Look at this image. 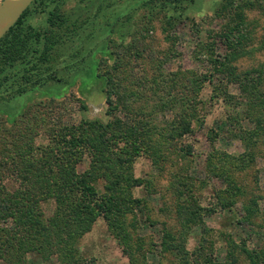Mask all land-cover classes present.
<instances>
[{"label": "rangeland", "instance_id": "1", "mask_svg": "<svg viewBox=\"0 0 264 264\" xmlns=\"http://www.w3.org/2000/svg\"><path fill=\"white\" fill-rule=\"evenodd\" d=\"M221 1L186 2L181 11L188 19L176 23L171 30V33L176 34L174 43L166 39L162 22L155 20L154 28L148 31L149 37L146 38L148 45L140 54L141 61L130 65L128 71L125 69V79L119 82L117 90L125 96L124 100L132 114L144 111L145 114L141 112L139 118L150 130L152 146V152L138 155L129 168L133 178L143 181L142 185L130 189L132 197L142 199V203L135 210L136 220L131 232L133 241L126 250V246L112 235L104 219L98 217L90 229L75 242L73 253L69 255V260L73 264H184V260L181 259L182 252L178 254L176 251L163 250L164 238L167 244L173 237L172 243L184 244L179 242V236L185 237L184 249L188 252L199 248V245L204 248L196 260L193 261L192 257H189L190 264H202L201 257L205 252L207 254L213 252L216 258H223L227 247L234 244H236L233 248L235 251L232 252L234 256L231 257V254L228 256V259L234 257L233 264H251L242 248L249 251L253 247L258 251L264 250V140H261L264 136H259L258 142L249 148L252 154L245 158L246 164L238 161V157L234 156H239L247 150L246 145L232 134L225 133L226 126L220 119L225 115L226 107L221 102H208L212 89L209 83L205 84L196 99L198 101L201 98L200 104L208 102L205 109L201 110L205 113L204 121L199 124L192 120L193 132L177 135L180 130H177V121L181 120L183 113L193 109L190 103L192 98L188 100L181 85L186 79L185 76L181 74L173 77L169 72L176 67L181 71L205 72L209 66L207 61L209 54L214 58L223 59L225 45L218 36H213L212 41L209 40V36L215 35L224 25L225 18L216 10ZM123 2L124 0H117L109 8L104 9L103 13L99 12L96 15L101 0H89L87 3H83L82 0H66L63 9L71 15V20L78 18L81 21L88 16L86 22L82 21L83 25L95 26L97 29L94 38L83 41L88 53L83 51L81 55L69 61L71 50L63 52L60 59L62 62L60 61L58 68L67 61L69 63L81 61L77 69L60 68L58 75H61L64 81L48 82L0 103V134L4 133L0 140V187L15 198L16 203L21 202V206L25 204L26 194L22 190L20 180L14 176L15 168L8 167L6 165L8 163L5 162L8 157L2 155V152H7L6 142L10 139L6 132L14 129L19 117L25 114H29V117L37 121H44L41 126L46 130L54 125L67 126L81 119L108 121L104 88L107 84L106 75L104 76L101 68L97 66L100 57L104 58L107 65H111L112 53L115 59L118 54L124 62L128 59L129 53L118 46L121 30L108 33L105 28V22L109 21L110 24L114 22L116 25L118 15L125 13L126 4ZM235 2L240 5L244 36L241 39L242 54L231 63L232 67L240 74L248 73L254 77L258 75V78L263 75V79L261 78L262 82L257 84L259 96L240 91L239 84L235 82L230 83L228 92L246 103V108L250 110L252 116H260L264 121V13L261 11L264 0ZM36 4L37 2L28 8L29 11L23 18L24 24L34 28L44 27L47 10L52 5L46 7L44 12H38L35 9ZM194 23L197 24L198 31H194L195 28L192 26ZM146 26L145 13L142 9H136L130 27L137 29ZM100 29H103L101 32L104 33L98 32ZM132 40L133 35H128L122 43L131 44ZM113 41L118 42L116 47L113 46ZM209 42L213 45L212 52L206 51ZM90 47H94V53L89 52ZM83 55L84 58H81ZM128 88L132 91L129 92L131 93L129 96ZM39 103L42 104V108L37 111L34 105ZM82 104L86 105L85 109L80 107ZM122 118H125V115ZM239 122L242 128L253 127V123L248 119L241 118ZM37 128L41 131L38 133L42 137L34 139V142L46 141L47 135L40 126ZM187 146L192 147L191 155L184 154ZM222 160L224 162H221ZM72 167L76 174L92 172L91 162L86 157L74 163ZM217 170H220L223 178L216 174ZM186 173L192 178V191L195 195L200 194V198L197 199L199 205L190 204L187 193L183 190L187 188L181 186L182 181H187ZM32 178L27 194L30 198L39 200L37 196L39 190L45 189L44 183L34 176ZM227 182L234 184L237 189L234 194L236 201L233 210L206 214L204 208L209 199L213 198L214 186L223 188ZM91 185L102 193L108 183L103 176L97 175L92 179ZM22 191L25 195H21ZM4 192L3 194L2 190L0 192L1 202L5 201ZM56 205V199L52 195L40 200L37 210L45 223L52 218ZM196 206L203 209L202 222L192 224V216L188 211L189 209L198 211ZM7 209L9 207L6 203L0 204V211L6 212ZM129 219L132 222L134 218ZM168 232L172 237H167ZM202 238L203 241L200 242ZM25 262L67 264L58 253L42 254L34 250L26 253ZM16 263L17 259L11 253L0 257V264Z\"/></svg>", "mask_w": 264, "mask_h": 264}, {"label": "trees", "instance_id": "2", "mask_svg": "<svg viewBox=\"0 0 264 264\" xmlns=\"http://www.w3.org/2000/svg\"><path fill=\"white\" fill-rule=\"evenodd\" d=\"M82 1L87 3L89 0ZM116 1L101 0L96 15L99 12L103 13L104 9L109 8ZM191 1L194 0H124L125 13L118 15L116 25L114 22L112 24L109 21L105 22L108 33L121 30L118 36L119 45L118 42L113 41V46L118 45L123 48L124 52L129 53L126 62L119 54L115 59L112 53L110 58L113 63L111 65H107L104 58L98 59L97 67L101 68L104 76L106 75L107 84L104 88L107 122L99 119H81L67 126L54 125L46 130L41 126L44 121H37L29 117V114H25L19 117L14 129L6 132L10 139L6 142L8 150L5 153L2 152V155L8 157L5 161L8 164H5L15 168L14 176L21 182L26 201H24L25 204L23 203L24 207L21 206V202L16 203V199L0 187V192L2 190V194L5 193V201H0V204L6 203L9 207L8 211L6 210L7 213L0 211V257L11 253L17 259L16 264H26V253L34 250L42 254L58 253L60 258L67 261V264H73L69 260V255L73 253L75 242L90 229L98 217L104 219L112 235L119 243L126 246V250L131 246L133 241L131 232L135 225L134 220H136L135 210L142 203V199L132 197L130 189L142 185L143 181L133 178L129 168L138 155L152 152V146L150 130L148 126L141 123L139 118L144 111L140 110L132 114L128 109V103L124 100L125 96H122L117 88L119 82L125 79V69L128 71L130 65L141 61L140 54L148 45L146 38L149 37L148 31L154 28V21L162 22L164 26L162 30L166 33V39L174 43L176 34L171 33V30L176 23L188 19L181 10L186 2ZM36 2L35 9L38 12H44L46 7L52 5L47 10L44 27L34 28L24 24L23 18L29 11L28 8ZM65 3L66 0H32L20 18L0 38V103L9 101L38 86L46 85L48 82L64 81L63 77L58 75L60 68L77 69L81 61L79 60V63L74 61L69 63V61L81 55L83 51L88 53L83 41L94 38V32L97 29L95 26L83 25L82 21L86 22L88 16L82 18L81 21L78 18L71 20V15L63 9ZM239 8L240 5L235 0H222L216 9L225 18L224 25L215 35L211 34L209 40L212 41L213 36H218L225 45L226 52L223 59L214 58L212 54H209L207 57L209 66L205 72L181 71L179 67L178 69L176 67L169 73L173 74V77L181 74L185 76L186 79L181 85L188 100L192 98L190 103L193 109L183 113L181 120L177 121V130L180 129L177 135L193 132L192 120H196L199 124L204 121L205 113L201 110L205 109L208 102H221L226 107L225 115L220 119L226 126L225 133H230L234 138L240 139L247 148L242 154L234 157H238V161L246 164L245 158L252 154L249 148L258 142L259 136H264V121L260 116H252L249 113L250 110L246 108V103L229 94L228 86L231 82H235L239 84L240 91L255 93L259 96L260 91H257L259 90L257 84L262 82L263 75L258 78V75L254 77L248 73L240 74L235 67H232L231 63L242 54L240 49L241 39L244 36V21ZM261 8L264 13V5ZM136 9H142L145 13L146 28L132 29L130 27L133 12ZM192 26L195 28L194 31H198L196 23ZM101 30L103 29L98 32ZM128 35H133L132 43L123 45L122 40ZM207 45L206 51L212 52V42ZM93 49L94 47H90L89 52L94 53L95 49ZM68 50H71L69 61L58 68L63 52ZM81 58H84V55ZM218 76L220 77L217 79ZM125 82L127 84V80ZM206 83H209L212 89L208 102L200 104L201 98L198 101L196 99ZM129 92H132L130 88H128V96L131 94ZM51 103L55 106L53 102ZM80 107L85 109L86 105L82 104ZM34 108L38 111L42 108V104L34 105ZM124 115L125 118H122ZM241 118L248 119L253 123V127L242 128L239 122ZM38 126L47 137L46 141L36 143L34 139L41 136L38 133L41 132ZM3 136L4 133H1L0 140ZM261 140L264 139L261 138ZM191 151L192 147L187 146L184 154L191 155ZM85 157L91 162L92 172L76 174L72 167L73 164ZM110 173L112 175L109 176ZM216 174L223 178L220 170H217ZM97 175L103 176L108 183L102 193L91 185L92 179ZM32 176L44 183L45 189L39 190L37 196L39 200L30 198L27 194L30 182L33 181ZM185 178L190 184L182 181L181 186L187 188L183 190L187 193V200L193 206V203L198 204L197 199L200 198V194L195 195L192 191V178L190 176ZM23 191L21 195H25ZM236 192L234 184L229 182L223 188L214 186L213 198L209 199L204 208L206 214L232 211L235 206L234 194ZM51 195L56 199L57 205L52 218L45 223L37 209H39L40 200L51 197ZM196 207L198 211L194 212L191 209L188 211L192 216V224L202 222L203 209L201 210V206ZM131 217L134 218L132 222L129 219ZM167 237H172L170 232ZM173 238L168 240L169 244L164 238L163 250L165 252L176 251L178 254L182 252L181 259L184 260V264H190L188 261L190 256L194 261L203 253L204 248L201 245L194 251L188 252L184 249L185 237L179 236V242L184 243L183 246L172 243ZM201 241L203 238L200 239ZM231 247H227L223 258H216L213 252L208 254L205 252L200 260L202 264H233L234 257L228 259V256L230 254L231 257L234 256L232 252L235 251L233 248L236 244ZM242 250L251 264H264V257L261 256L264 255V250L258 251L255 247L250 251L247 248H242Z\"/></svg>", "mask_w": 264, "mask_h": 264}, {"label": "water", "instance_id": "3", "mask_svg": "<svg viewBox=\"0 0 264 264\" xmlns=\"http://www.w3.org/2000/svg\"><path fill=\"white\" fill-rule=\"evenodd\" d=\"M32 0H0V37L20 18Z\"/></svg>", "mask_w": 264, "mask_h": 264}]
</instances>
